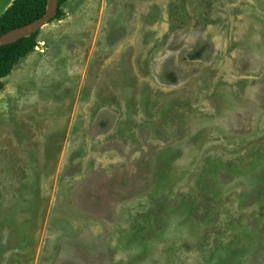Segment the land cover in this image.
<instances>
[{
  "label": "rangeland",
  "instance_id": "1",
  "mask_svg": "<svg viewBox=\"0 0 264 264\" xmlns=\"http://www.w3.org/2000/svg\"><path fill=\"white\" fill-rule=\"evenodd\" d=\"M1 78L0 264H264V0H66Z\"/></svg>",
  "mask_w": 264,
  "mask_h": 264
},
{
  "label": "trees",
  "instance_id": "2",
  "mask_svg": "<svg viewBox=\"0 0 264 264\" xmlns=\"http://www.w3.org/2000/svg\"><path fill=\"white\" fill-rule=\"evenodd\" d=\"M65 1L57 0V9L53 18L61 14L60 7ZM46 2L47 0H13L0 15V35L41 17L45 12ZM36 33L0 45V87L1 78L7 76L19 59L36 45Z\"/></svg>",
  "mask_w": 264,
  "mask_h": 264
},
{
  "label": "water",
  "instance_id": "3",
  "mask_svg": "<svg viewBox=\"0 0 264 264\" xmlns=\"http://www.w3.org/2000/svg\"><path fill=\"white\" fill-rule=\"evenodd\" d=\"M57 0H47L44 14L32 22L13 28L0 35V45L14 41L21 37H28L37 32L41 27L47 24L56 13Z\"/></svg>",
  "mask_w": 264,
  "mask_h": 264
},
{
  "label": "crops",
  "instance_id": "4",
  "mask_svg": "<svg viewBox=\"0 0 264 264\" xmlns=\"http://www.w3.org/2000/svg\"><path fill=\"white\" fill-rule=\"evenodd\" d=\"M12 1L13 0H0V15L6 10Z\"/></svg>",
  "mask_w": 264,
  "mask_h": 264
}]
</instances>
